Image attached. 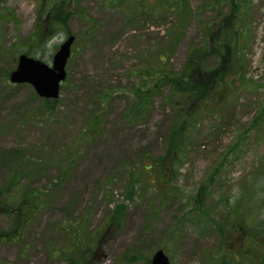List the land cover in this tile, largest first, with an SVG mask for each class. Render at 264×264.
Masks as SVG:
<instances>
[{
  "label": "rangeland",
  "instance_id": "374dc122",
  "mask_svg": "<svg viewBox=\"0 0 264 264\" xmlns=\"http://www.w3.org/2000/svg\"><path fill=\"white\" fill-rule=\"evenodd\" d=\"M170 1L64 0L60 25L47 15L53 0H0V184L8 152L19 151L21 162L38 164L22 183L49 195L19 242L0 240V262L68 264L67 252L59 254L64 230L73 233L79 224L82 239L99 238L88 264H146L158 249L170 264H217L215 256L237 249V264H264L258 241L264 228V0H188L181 16L167 7ZM69 36L74 42L55 109L37 116L42 98L4 74L24 51L51 65ZM42 37L49 38L43 43ZM194 48L217 49V60L207 64L217 66V78L224 75L217 97L190 118L176 119L164 88L133 110L140 105L135 89L147 84L144 71L161 64L162 55L164 67L179 71ZM181 124L185 147L170 165L173 176L161 177L172 183L160 194L161 175L145 168L163 155L170 129ZM69 152L73 164L63 180ZM118 207L121 219L111 223ZM233 212L256 216L257 243L244 244L243 234L226 230ZM8 224L0 216V231ZM216 225L224 229L222 239Z\"/></svg>",
  "mask_w": 264,
  "mask_h": 264
},
{
  "label": "trees",
  "instance_id": "16d2710c",
  "mask_svg": "<svg viewBox=\"0 0 264 264\" xmlns=\"http://www.w3.org/2000/svg\"><path fill=\"white\" fill-rule=\"evenodd\" d=\"M41 1L42 3L44 2V0ZM62 2H64V0H53L52 3H48L49 5L46 9L48 12L47 15L50 17L48 18L56 20V23L60 25L62 24L58 20L63 18L59 17V10L62 8ZM166 5L170 9L177 11L179 16H181L183 12H186L188 0H171L167 2ZM48 18L45 20H49ZM43 37L41 38V42H45L49 38L43 39ZM27 44L31 46L29 42ZM212 47L213 46H211V48ZM34 48L35 47L32 49ZM219 52L220 50L218 49V53ZM22 53L29 56L32 55L29 51H24ZM210 53V49L207 51L204 49H191L184 67L179 71H173L171 68L164 67L162 64L165 62L166 55H162L163 57L158 59L161 64H158L157 67L151 71H144V80L147 84L135 89V98L140 105L134 107L133 110L140 111L148 103L150 97L156 93H160V90L164 88H170L167 96V105L175 110L176 119L183 117L190 118L191 116L189 115L191 113L194 115L198 111L201 112L204 109L203 105L209 99L217 97V87L225 82L223 79L224 75L217 78V66H207L208 60L212 58L217 60V49L215 52ZM12 69H8L4 74L5 78H8ZM55 103L56 100L42 99V106L38 108L35 115L47 116L51 114L55 109ZM186 138L184 124L178 126L173 125L168 137L164 141L163 155L153 159L147 168H145L146 170L150 169L155 172L158 177L161 175L158 179V185L156 186L157 192L160 194L166 193L163 186H169L172 183V180L171 182L162 181L161 177L173 176L175 168H172L170 165H176L181 160ZM8 154L11 156L10 160L7 159L9 160L7 162L8 174L5 181L0 184V216L4 215L8 217L9 224L5 230L0 231V240L5 242H19L22 236L29 231L34 218L47 208L46 201L49 195L45 194L44 188L32 186L30 184L31 181H27V183L24 184L22 183L24 178H32V173L36 170L38 171V169H35V166L38 167V164L33 163L31 159L27 158L21 162L20 160H23V153L19 151H9ZM72 156L71 152H69V154L66 155V163L62 164L61 179L63 180L70 174L71 163L73 164ZM40 162L41 165H44L48 163V160H41ZM245 190L249 192L247 189ZM247 195L248 193L244 192L243 198L247 197ZM261 202L264 203V198L261 199ZM119 210H121V207L117 208V214L115 215L114 213L113 215L116 216V218L114 219L112 216L111 223L120 221L122 213ZM226 222V230L230 233L235 231L236 238L240 234H243L244 244L249 243L252 245L254 242L257 243L256 231L260 226V222L257 220L256 216L255 218L250 215L238 216L236 212H233L231 216H226L225 223ZM78 225L79 224H77V229H75L73 233L67 231L69 229L66 226L64 231L69 234L65 235L67 237V242L65 241L66 243L64 242L59 249V254H64L65 251L67 252L69 256V258L66 257L68 264H88L91 262L94 259L95 253L92 247L98 245L96 244L97 242L99 243L98 236H95L96 240L91 237H84V239H82V234L80 235L81 231ZM68 226H70V224ZM215 230L217 235L222 239L224 233L222 226L216 225ZM261 230L262 238L258 241H261L260 244L264 245V228ZM96 233L99 234L98 232ZM227 241L229 243L231 242L229 239H227ZM239 247H243V245L241 244ZM89 251H91L92 254L89 253ZM241 251L242 250L237 249L232 255L215 256V258H217V264H237L236 259H239L238 252ZM226 253L229 254L228 252ZM249 259L250 257L247 258L248 263H250ZM0 264L4 263L0 262ZM146 264H150L149 258L146 259Z\"/></svg>",
  "mask_w": 264,
  "mask_h": 264
},
{
  "label": "water",
  "instance_id": "95a60500",
  "mask_svg": "<svg viewBox=\"0 0 264 264\" xmlns=\"http://www.w3.org/2000/svg\"><path fill=\"white\" fill-rule=\"evenodd\" d=\"M73 41V36L65 39L54 53L51 65L20 54L14 70L9 74V81L13 84H29L40 98L57 99L60 84L66 76L65 66ZM151 264H169V259L162 250H157L151 258Z\"/></svg>",
  "mask_w": 264,
  "mask_h": 264
}]
</instances>
